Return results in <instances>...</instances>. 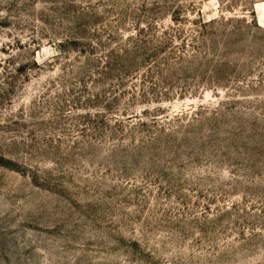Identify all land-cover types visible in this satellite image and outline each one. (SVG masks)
<instances>
[{
    "label": "rangeland",
    "instance_id": "obj_1",
    "mask_svg": "<svg viewBox=\"0 0 264 264\" xmlns=\"http://www.w3.org/2000/svg\"><path fill=\"white\" fill-rule=\"evenodd\" d=\"M0 264H264V0H0Z\"/></svg>",
    "mask_w": 264,
    "mask_h": 264
}]
</instances>
